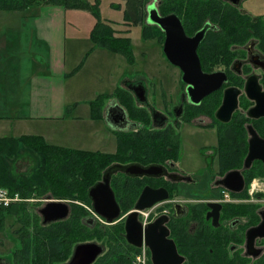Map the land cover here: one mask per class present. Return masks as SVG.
<instances>
[{
	"label": "flooded vegetation",
	"instance_id": "1",
	"mask_svg": "<svg viewBox=\"0 0 264 264\" xmlns=\"http://www.w3.org/2000/svg\"><path fill=\"white\" fill-rule=\"evenodd\" d=\"M161 1L147 3L146 16L137 26L148 29L151 37L144 41L155 43L159 55L174 72L170 70L164 79L156 76L148 79V87L137 72V79L128 85L135 105L149 113V125L133 119L116 100L104 109L103 119L115 130V136L122 132L139 133L145 127L151 135L148 155L135 154L129 161L113 165L161 168L157 176L130 177L117 172L111 178L112 190L113 179L121 175L142 184L134 210L128 215L123 214L113 190L121 209L117 220L120 227L117 257H128L132 264H155L154 255L157 264H264V230L256 237L251 236L252 230L264 228V162L255 160L246 165L251 142L254 138L264 141V13L249 10L247 5L255 0H183L178 16L172 11L163 12ZM152 10L164 19L176 16L186 38L191 40L180 45L181 66L168 60L167 32L154 21ZM147 43L142 44L147 47ZM194 47L195 56H191ZM137 64L135 56L133 66ZM187 72L195 77L196 84L186 79ZM147 104L152 108L151 113L145 107ZM231 107L234 108L230 113ZM119 108L125 111V120ZM185 127L194 128L193 133L200 136L202 131H215L216 143L201 150L207 158L216 161L215 170L209 168L196 173L183 167L180 136ZM104 173L98 183L103 181ZM251 182L255 185L253 192ZM146 187L163 190L168 196L150 209L137 212L142 226V243L137 247L128 241L125 225ZM34 201L39 208L35 213L39 223L35 224V230L39 231L26 227V234L21 227L20 247L14 252L13 262L0 258V264H17L26 249L21 246L26 238L38 241L36 264H59L62 260L56 257L73 242L71 227H74L75 212L71 205L53 197ZM50 203L68 205L67 217L45 222L42 210ZM146 212L148 218L144 222L142 216ZM92 214L97 222L101 219L104 223L97 236L100 241L106 237L108 224L93 209ZM32 220L36 223L33 217ZM81 222L82 231L84 226L98 228L96 221L83 218ZM50 230L54 233L51 236ZM147 233L150 246L146 243ZM53 239L61 243L62 250L58 252L56 248L46 257L44 250L49 251L48 243ZM98 241L78 242L70 260L78 246L96 243L103 247L102 254L93 263L97 264L109 253V247ZM140 257L144 262L142 258L139 261ZM21 259L22 264L31 261L26 257Z\"/></svg>",
	"mask_w": 264,
	"mask_h": 264
},
{
	"label": "trees",
	"instance_id": "2",
	"mask_svg": "<svg viewBox=\"0 0 264 264\" xmlns=\"http://www.w3.org/2000/svg\"><path fill=\"white\" fill-rule=\"evenodd\" d=\"M126 2L125 24L127 29L118 31L114 28V23L102 20L99 13V3L89 6L86 0H0V11H14L23 13L31 6H62L67 9L89 10L95 18L96 24L92 29L90 38L96 48H102L113 54H118L133 65L135 62V54L130 37L131 26H137L142 23L146 16L145 6L149 0H124ZM183 0H162V11L167 13L172 11L178 13L180 11V3ZM170 5V6H168ZM179 16V13H178ZM151 37L147 28L143 30V38L145 40ZM74 70L70 75L76 74ZM108 100H116L123 106L128 114L135 120L142 122L146 126L149 125V113L144 109H140L135 105L133 95L127 90L118 88L113 94L99 96L96 100L89 103L91 109V119L100 121L104 118V109ZM118 141V150L115 154L103 153L100 151H87L66 148L55 144L48 143L43 136L40 135H23L20 137H0V188H6L12 195L18 194L25 200L40 199L54 197L57 199H70L92 203L89 199V190L97 184L103 173L114 163H124L129 161L133 155H142L149 153L152 145L150 141V132L147 127L139 133H116ZM21 147H25L36 158L37 166L31 171L20 175L13 174V167L10 162L14 161ZM31 155V156H32ZM251 181V180H250ZM123 177H115L112 181V187L116 194L117 200L121 203L123 211L133 207L136 198L140 192L142 184ZM11 214L16 223L22 225L23 231L27 234V228L32 227L35 230L37 215H29L26 205H16L8 209L0 208V230L4 227V214ZM75 220L71 227L81 228L79 215L74 214ZM33 219L36 221L34 223ZM36 224V225H35ZM109 229L106 227V230ZM113 229V228H112ZM111 230V228H110ZM35 231H39L37 228ZM49 231V235L54 233ZM108 231V230H107ZM120 229L115 228L116 234H110L108 243L109 253L99 259L97 264H132V259L128 257H117L118 238L117 234ZM67 233V231H66ZM100 229L98 231V235ZM107 234V232H106ZM49 236V239H50ZM44 239H47L44 237ZM27 238L23 241V255L21 258L30 259L23 264H36L38 258V241ZM54 240V239H53ZM48 243L49 251L44 250V255L49 257L58 248V252L62 250V245L54 240ZM25 256V257H24ZM20 257V256H19ZM19 260L22 264V259Z\"/></svg>",
	"mask_w": 264,
	"mask_h": 264
},
{
	"label": "rangeland",
	"instance_id": "3",
	"mask_svg": "<svg viewBox=\"0 0 264 264\" xmlns=\"http://www.w3.org/2000/svg\"><path fill=\"white\" fill-rule=\"evenodd\" d=\"M86 1L89 3L90 7L99 3L100 17L102 20L114 23V28L116 30L123 32L128 28L127 25L124 24L126 10V2L124 0ZM151 1L152 0H149L148 3ZM247 7L252 13H264V0L250 2ZM146 9L147 6H145V10ZM96 21L95 16L89 12V10L68 9L67 67L70 68L69 64L75 63L76 68L79 70H77L76 74H73L74 76L70 75V78H73L67 82L66 88L68 94L70 93V97H74L73 100H75V102H80L83 105L85 104L83 103L85 101H89L90 103L91 101L96 100L99 96L111 95L117 89L115 84L116 82H119V78L122 80L120 87L127 84L130 85L132 83L131 78L137 77V72L140 76L144 77L146 87H148L150 86V83L148 84V79L153 80L154 76L158 79H164L166 75L170 74V70L173 71L172 68H168V64H166L167 62L161 55H159L155 43L153 42L150 44L149 42L147 43L144 41L143 28L140 26L130 27V37L134 44L135 56L138 63L136 66L129 64L120 56H113L112 53H109L102 48H96L90 38L91 31L94 28ZM143 42L149 45L146 47L142 44ZM105 53L106 57H115L116 61L101 59ZM78 54H80L79 57ZM141 54H145V57H142ZM54 74L56 81V77L59 73L54 71ZM53 90L54 88L52 87V91ZM113 101L114 100H108L105 108L111 105ZM68 105L70 106L67 107L66 119L62 121L51 119L47 120V122L36 123L35 125L26 122V125L33 128V131H30L28 128L24 133L43 135L48 143L66 148L115 153L118 147L115 134L110 132L109 129L105 130L102 125L103 122H95L96 124L91 129L87 125L79 123L80 121H78L77 118L78 116H82L84 106H81L75 113H73L71 103L68 102ZM145 107L148 108L151 113L152 108L150 105L147 104ZM130 121L133 122L131 119ZM193 129L194 128L192 127H185L181 131L180 148L183 167L196 173H203L206 170L209 171V168L215 170L217 167L216 161L213 162L212 158H207V156L203 155L201 152L205 146L216 143L215 131H202L200 136L195 135ZM27 151L28 150L25 147H21L18 157L10 162L13 167L14 175L19 173L18 171L20 169L17 170L19 162L24 164L23 168H25V171H31L35 165L37 166L36 158L31 153L29 155ZM254 189V183L251 182V192H253ZM53 199H56L59 202H67L68 205H71L72 212H75V214L77 213L80 216L79 220L81 226L83 218L97 222L92 214V203H83L70 199L63 200L54 197ZM34 200L35 199L25 200L18 194L12 195L6 188H0V208L8 209L9 207L16 205H26L27 213L33 215L39 210ZM132 210H134V205L128 209L127 212H122L123 214L128 215ZM147 215L148 212L142 216L144 222H146L148 218ZM4 218V227L2 231L0 230V258L13 262L12 258L15 257L14 252L20 247L19 237L22 225L16 223L14 220L16 218H13L11 214H4ZM97 223L98 228L95 230L85 226L83 231L79 227L74 229L73 242L68 243L65 246V252L56 257L62 260L59 264L71 263L72 260L70 259L75 245L78 242L98 241V231L100 226H103L104 223L101 220H98ZM105 226L109 228L107 229L108 231L106 230V237L98 242L108 246L110 236L114 233L116 234L115 228L120 229V227L118 226V221L114 222L113 226Z\"/></svg>",
	"mask_w": 264,
	"mask_h": 264
},
{
	"label": "crops",
	"instance_id": "4",
	"mask_svg": "<svg viewBox=\"0 0 264 264\" xmlns=\"http://www.w3.org/2000/svg\"><path fill=\"white\" fill-rule=\"evenodd\" d=\"M31 7L23 13L0 11V137L33 135L24 133L28 128L33 131L26 122L35 125L51 119H66L68 102L73 113L84 106L77 120L93 128L97 121L91 119L89 101L83 105L75 102L66 88L73 78L70 74L77 69L75 63L67 67L68 9ZM101 59L116 61L115 57H106V53ZM54 71L59 73L56 81ZM135 79L131 78L132 82ZM121 82L119 78L115 84L117 89ZM120 88L129 90L130 87L127 84ZM99 122H103L105 130L115 134L104 119ZM23 165L18 163V174L27 172Z\"/></svg>",
	"mask_w": 264,
	"mask_h": 264
},
{
	"label": "water",
	"instance_id": "5",
	"mask_svg": "<svg viewBox=\"0 0 264 264\" xmlns=\"http://www.w3.org/2000/svg\"><path fill=\"white\" fill-rule=\"evenodd\" d=\"M151 14L155 16L154 21L160 24L162 28L167 32L168 38H167L165 52H166V56L168 57V60L174 65L181 66L182 60L180 54V45L182 42L185 41L191 43V40H188L186 38L180 20L176 16H170L165 19L161 18L154 10H152ZM188 55H190V51L188 52ZM191 56H195V47L192 49ZM186 79H188L190 83L196 84L195 77H191L190 74H188V72L186 74ZM233 108L234 107H231L230 113L232 112ZM119 110L123 114L125 120L126 117L125 111L121 108H119ZM253 116L254 115H252V117ZM254 117H258V116H254ZM255 160H260V161L262 160L264 162V141L258 138H254V140L251 142L250 153L246 160L247 167L250 166ZM160 169L161 168L157 166L143 167L138 164H132L126 166H121L117 164L113 165L104 173L103 181L96 184L89 190L88 195L90 200L92 201V207H93L92 209L94 213L103 220H105L108 225L113 224L119 219L121 215V209L117 203L115 194L110 184L111 178L114 174H116L117 172H122L130 177H142V176L151 177V176H157L158 171ZM233 174H231V177L233 176ZM167 196H168L167 192L163 190L155 191L149 187L144 188L139 198V201L136 204L135 211L127 217V221L125 225L127 232V239L131 244L140 247L142 243V233L140 232L142 226L138 222L137 212L150 209L154 204L167 199ZM68 213H69V207L64 203H50L45 207V209L42 210V215L45 218V222H53V221L61 220L67 217ZM153 226L154 225L150 227ZM263 230H264L263 227L252 230L251 231L252 238L260 235L263 232ZM146 243L148 246H150V239L148 237V233L146 237ZM102 252H103V247L96 243H88V244L80 245L76 248L75 255L70 264H93L96 261V259L102 254ZM153 259L155 264H157L155 255Z\"/></svg>",
	"mask_w": 264,
	"mask_h": 264
},
{
	"label": "built area",
	"instance_id": "6",
	"mask_svg": "<svg viewBox=\"0 0 264 264\" xmlns=\"http://www.w3.org/2000/svg\"><path fill=\"white\" fill-rule=\"evenodd\" d=\"M254 186H255V185H254ZM141 258H142V260H143V262H144V259H143V257H140V258H139V261H141Z\"/></svg>",
	"mask_w": 264,
	"mask_h": 264
}]
</instances>
